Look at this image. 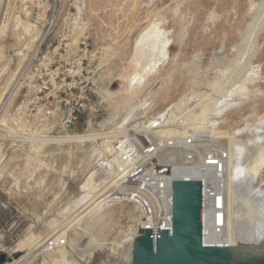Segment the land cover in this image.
Instances as JSON below:
<instances>
[{"label": "rangeland", "instance_id": "obj_1", "mask_svg": "<svg viewBox=\"0 0 264 264\" xmlns=\"http://www.w3.org/2000/svg\"><path fill=\"white\" fill-rule=\"evenodd\" d=\"M150 26L168 40L167 54L131 88L139 67L136 38ZM45 32L46 43L62 36L74 52L81 38L88 42L90 109L70 132L59 128L56 116L33 110L30 80L20 77ZM178 101L175 133L186 132L203 110L204 130L225 139L238 130V141L252 139L246 129L264 122V0H0V256H5L0 264L13 263L16 253L23 256L14 251L28 238L43 244L57 239L54 231H62L68 208L76 204L73 217L81 215L80 186L97 170L104 145L136 131L139 122L156 120ZM140 102L152 107L139 109ZM212 108L221 112L219 118L208 119ZM92 134L101 138L43 142ZM255 178L252 189L259 192L251 206L238 186L246 214L235 222H243L264 192V168ZM118 205L98 224L85 218L66 233L65 247L50 253L68 264H124L139 215L132 205ZM47 255L31 264H52Z\"/></svg>", "mask_w": 264, "mask_h": 264}, {"label": "built area", "instance_id": "obj_2", "mask_svg": "<svg viewBox=\"0 0 264 264\" xmlns=\"http://www.w3.org/2000/svg\"><path fill=\"white\" fill-rule=\"evenodd\" d=\"M42 44L43 51L39 49L20 77L30 80L33 110L56 116L59 128L70 132L90 109L91 82L84 67L90 55L88 42L81 38L76 52L62 36ZM110 146L96 168L108 186L107 200L136 208L139 220L134 237L142 229L169 230L172 181L198 180L202 184L203 244L230 246L223 225L230 154L209 130L173 135L131 130ZM65 245V240L49 239L44 249L50 253Z\"/></svg>", "mask_w": 264, "mask_h": 264}, {"label": "bare ground", "instance_id": "obj_3", "mask_svg": "<svg viewBox=\"0 0 264 264\" xmlns=\"http://www.w3.org/2000/svg\"><path fill=\"white\" fill-rule=\"evenodd\" d=\"M52 23H54V22H51L49 27H52V25H53ZM74 26H76V24H74ZM156 29H155V27L150 26V28L145 29L142 33L140 32L139 36H137V38H136L137 39L136 40V48H137V51L139 53L138 54V56H139L138 60L139 61L136 63L139 64L138 69L140 70V72L137 71L138 70L137 69L134 72V75L131 73L133 75V76L131 75V78L129 80V83H130L129 87H131V88H133V86H137L136 85L137 82H140L139 80H141L146 73H152L153 71H155V69H157V67L159 65H161L164 62V58L167 54L166 47L168 46V40L165 39L164 36L160 37V34H162V33L160 31H157ZM48 33L49 32H47V33L45 32L43 35L40 36L39 41H38V45L34 49L33 55L31 56V58L28 59L27 64H29L31 62V60L33 59V57L37 54L42 43L44 42L45 38L47 37ZM25 67H27V66H25ZM143 80H145V79H143ZM139 86H140V84H139ZM134 88H136V87H134ZM134 91L135 90H127L126 93L131 95V93ZM184 101H185V99H184ZM150 104L152 105V103L140 102L139 104H137V107L139 109L144 110V108H146L147 106L150 107L151 106ZM181 105H182V101H178L177 103L173 104V106L171 105V107L168 110L166 109V111H164L165 113L163 112L164 114L162 113L158 118H156V120L154 119V121H150L147 125L143 124L144 121L139 122L138 123L139 126H143V128L137 126L136 130H140V129L141 130H144V129L148 130V128H151L153 125H155L156 128L158 129V130H156V132H160L161 134H165V135H168V134L173 135L175 133L174 132V129H175L174 126L175 125H173L175 118L173 120L172 117H173V114L176 112V110L181 107ZM208 105H211V104H208ZM221 107H223V106H221ZM228 107H230V106H228ZM182 108H184V107H182ZM216 108H219V107H216ZM216 108H214V109H216ZM181 110H179V111H181ZM207 110H208V108H207ZM212 110H213V108H212ZM209 111H211V109ZM226 111L227 110H225V112ZM178 112H176V113H178ZM213 112H214V110H213ZM213 112L210 113L211 116L208 117V119H217L220 117L221 112H218V110H217V112H216V110L214 113ZM134 113H135V111H134ZM189 113H190V111H189ZM131 114H133V112ZM128 115H130V113H128ZM206 115H207V113L203 112V110L200 111L195 116L196 119L194 118L195 120H193V123L191 125L186 126V127L190 126V127L185 129V130H187L186 132H188L190 130L200 131L203 129V127H206L205 126L206 120H207ZM174 116L176 117V115H174ZM132 118H134V117H132ZM194 121H196V122H194ZM131 127L135 128L136 124L131 126ZM246 131L250 132L252 135V139L248 140L247 142L246 141L240 142L236 139V136L238 134H240V131H238V130L231 133L230 139L229 138L225 139L224 137H221V135L218 136L217 134H215V135L213 134L216 139H220V138L224 139L225 141L223 142V144L224 143L225 144L223 145V147L230 150V160H229V162L227 164V168H226L227 201H226V217L224 219L223 225H224V231H225V236L227 238V241L229 242V245L233 246V247L237 246V242L235 239V231L239 227V225L241 224L242 219L240 221H236V222H235V220L238 216L244 214L245 208H246L245 202H244V205L243 204L240 205L241 202L239 200H237V199H239V197H237L239 195L237 193L238 192V186H240V184H242L243 192L241 193V195L243 196V200L245 198L248 199L247 204H249L251 206L254 198L256 197V194L259 191L257 189H255V190L252 189L253 182L251 181L250 178L252 176L254 178L257 177L264 168V122H263V120L260 122H257L256 124H254L251 127H248L246 129ZM123 134L126 135L125 132L121 133L120 135H123ZM105 137H108V135L107 136L105 135ZM99 138H101L99 135H96V134L93 135L92 134L91 136L90 135L89 136H77V137H67L66 136V137L52 138V139L48 138V139H43V142H45L46 144L47 143H49V144H51V143L52 144L84 143V142L95 141ZM104 148H105L104 149L105 152L106 151L109 152L111 149V146L109 143H106V145H104ZM101 159H100V157L98 158V161L96 162V167H98V165L101 164L100 163ZM99 173H100L99 170L94 169L93 171L89 172V174L84 179L83 183L80 186L81 192H83V196L81 197V202H80L82 204L81 207L83 206V211H82L81 215H75L73 217V215L75 213H78V211H75L76 204L71 205V207L68 208L67 214H69V215L67 217H65V219L63 220L62 225L64 227H63L62 231L61 232L60 231H56V232L54 231L53 236H55L57 239L64 240L66 233L68 231H70L71 229H73L75 226L79 227L80 226L79 224L85 218H88L89 221L85 220L84 222H92V223L95 222V224H96L98 221L100 222V220H102L104 218V216H107L110 214L109 210H112V209H110L111 208L110 206H114V205L119 206L118 204L121 205V203L109 202V200H107L106 194H107L108 186L104 185L103 180L101 179L102 177ZM255 179H257V178H255ZM245 186L247 187V189H245L246 188ZM92 188H94L96 190V192L93 191ZM263 194H264V192L256 199V201L253 204V207L260 200V198L263 196ZM237 201L239 202V205H237L238 204ZM243 216H241V218ZM56 234H58V235H56ZM134 234L135 233H133L132 237L129 240H127L128 243L130 244L129 245L130 249H131V242L134 239L133 238ZM31 241L32 240L28 238L25 241L19 243L18 249L14 252L22 253L23 256H20L17 260H14V262L11 264H31L41 254H50L49 256L48 255L47 256L50 258L48 260L52 264H68L64 261V259L57 258L53 253L45 252L43 242L41 243L40 241H38L35 243L34 241H32V242ZM130 251L131 250H129V252ZM130 254L128 253V255H130ZM126 257H127V255H126Z\"/></svg>", "mask_w": 264, "mask_h": 264}, {"label": "water", "instance_id": "obj_4", "mask_svg": "<svg viewBox=\"0 0 264 264\" xmlns=\"http://www.w3.org/2000/svg\"><path fill=\"white\" fill-rule=\"evenodd\" d=\"M171 197L169 230L142 229L124 264H264V194L236 229V247L203 244L200 181H172Z\"/></svg>", "mask_w": 264, "mask_h": 264}]
</instances>
